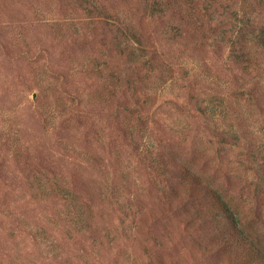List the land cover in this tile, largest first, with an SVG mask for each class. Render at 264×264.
<instances>
[{"label": "rangeland", "instance_id": "1", "mask_svg": "<svg viewBox=\"0 0 264 264\" xmlns=\"http://www.w3.org/2000/svg\"><path fill=\"white\" fill-rule=\"evenodd\" d=\"M254 247L264 0H0V264H261Z\"/></svg>", "mask_w": 264, "mask_h": 264}, {"label": "trees", "instance_id": "2", "mask_svg": "<svg viewBox=\"0 0 264 264\" xmlns=\"http://www.w3.org/2000/svg\"><path fill=\"white\" fill-rule=\"evenodd\" d=\"M262 32H263V29H262ZM262 32L260 30L258 35L261 36ZM209 191L211 194H213L215 200L219 203V207H220V210L222 211V213L225 214L226 218H228L230 220L229 223H230L232 230L235 233V236L237 238H240L242 240L243 244H247V245L250 244L251 245L252 241L248 238V235L245 233L244 229L241 227L238 219L235 217V214L231 210L228 202L224 201L223 198L220 197V194L216 190L210 188ZM253 246H252V248H253ZM254 248H256V247H254ZM255 250H257L259 252V254L257 256L260 257L261 264H264V253L260 252V250L258 248H256Z\"/></svg>", "mask_w": 264, "mask_h": 264}]
</instances>
